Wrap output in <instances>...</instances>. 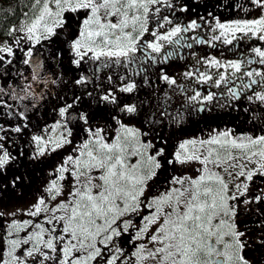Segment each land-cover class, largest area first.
Here are the masks:
<instances>
[{"label":"snow or ice","instance_id":"snow-or-ice-1","mask_svg":"<svg viewBox=\"0 0 264 264\" xmlns=\"http://www.w3.org/2000/svg\"><path fill=\"white\" fill-rule=\"evenodd\" d=\"M198 7L0 5V264H264V0Z\"/></svg>","mask_w":264,"mask_h":264},{"label":"flooded vegetation","instance_id":"flooded-vegetation-1","mask_svg":"<svg viewBox=\"0 0 264 264\" xmlns=\"http://www.w3.org/2000/svg\"><path fill=\"white\" fill-rule=\"evenodd\" d=\"M230 0H219V3L221 5L229 3ZM218 3V0H200L199 7L200 12L199 13H206L207 11H212L214 13L221 12L224 13L225 11H228V13L224 14L221 19L222 20H230L237 18L236 13L234 11H231L227 8L222 7H214ZM198 7V8H199ZM203 53H208L209 49L203 48ZM229 57L231 54H226ZM182 62V61H177ZM184 63V62H183ZM184 71L183 69H177L176 73ZM170 74H175L170 73ZM155 77H153L154 79ZM50 118V117H49ZM191 124L187 125L188 134L197 133L201 129H207L215 126H219L221 128L225 126H235L238 130H244L245 124L243 123V116L242 113H237L236 111H225L223 109L214 110L211 113L205 112L202 114H199L197 116H194L191 118ZM25 164H27V161H24ZM43 167V166H41ZM24 170V169H22ZM31 171V165H28V169ZM30 190L26 191V196L29 194ZM5 203L9 207L18 206L24 203L23 198H19L17 193H11L6 194V200ZM259 253H257L258 255Z\"/></svg>","mask_w":264,"mask_h":264},{"label":"trees","instance_id":"trees-1","mask_svg":"<svg viewBox=\"0 0 264 264\" xmlns=\"http://www.w3.org/2000/svg\"><path fill=\"white\" fill-rule=\"evenodd\" d=\"M9 3H12L13 6H15V0H0V5H3V7H5V8L8 7ZM198 3H200V0H198ZM196 11L200 12V7L197 8ZM226 13H228V11H225L224 13L217 12L215 14L218 15L221 18ZM189 15H192V13L190 12ZM199 51L201 52V54H206V53H203V50H201V49ZM180 68L184 70V63L183 62H175L171 67L167 68V71L169 73H173L174 72L176 74V70L180 69Z\"/></svg>","mask_w":264,"mask_h":264},{"label":"rangeland","instance_id":"rangeland-1","mask_svg":"<svg viewBox=\"0 0 264 264\" xmlns=\"http://www.w3.org/2000/svg\"><path fill=\"white\" fill-rule=\"evenodd\" d=\"M18 206H20V205H18Z\"/></svg>","mask_w":264,"mask_h":264}]
</instances>
